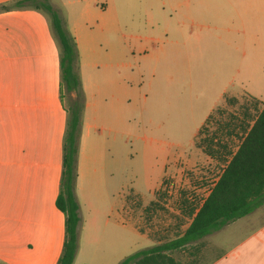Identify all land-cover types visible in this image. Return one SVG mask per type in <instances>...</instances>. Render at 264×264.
<instances>
[{
    "label": "rangeland",
    "instance_id": "obj_1",
    "mask_svg": "<svg viewBox=\"0 0 264 264\" xmlns=\"http://www.w3.org/2000/svg\"><path fill=\"white\" fill-rule=\"evenodd\" d=\"M55 1L58 8H54L68 33L73 36L72 26L81 30L83 58L75 42L85 106L97 100L99 105L116 106L122 115L118 123L116 182L111 190L107 187L104 197L94 200L93 211L86 205L84 235L95 213L101 228L107 230L114 227L117 215L123 216L125 234L128 232L124 237L127 254L150 248L154 239H174L187 227L190 207L198 209L209 195L237 150L243 126L258 111L255 101L248 102V107L239 101L223 104L225 97L232 96L239 79L228 75L226 63L224 70L212 59L211 39L202 44L194 36L205 31L202 25L212 24L213 0ZM186 7L190 15L181 32L179 24L185 20ZM167 32L175 39L185 34L187 40L179 46L166 38ZM206 32L210 38L211 29ZM149 36L156 41L142 40ZM179 47L187 61L181 76L179 69L174 70L169 63ZM90 89L96 92L95 99L88 97ZM63 95L65 106H69L75 96ZM218 106L221 108L213 111ZM108 130L106 126L104 135ZM206 140L217 151L214 156L207 153L210 144ZM106 165L111 167L112 163ZM136 228L154 239L138 238L131 232ZM228 229L222 228L172 254L179 263L190 264L213 240L226 238ZM73 264L110 263L99 252L87 257L82 252Z\"/></svg>",
    "mask_w": 264,
    "mask_h": 264
},
{
    "label": "crops",
    "instance_id": "obj_2",
    "mask_svg": "<svg viewBox=\"0 0 264 264\" xmlns=\"http://www.w3.org/2000/svg\"><path fill=\"white\" fill-rule=\"evenodd\" d=\"M10 1L0 0V4ZM65 1L75 4L83 0ZM50 2L58 8L55 0ZM211 7L212 24L202 25L205 31L194 36L202 44L211 39L212 59L224 70L226 63L228 75L239 79L232 96L225 97L223 104L239 101L246 106L255 101L258 107L257 115L243 126L242 141L264 105V0H213ZM188 11L186 7L185 20L179 24L181 32L187 26ZM209 28L210 38L206 32ZM78 29L70 28L83 58ZM168 32L166 38L174 44L181 46L182 40H187L185 34L175 39ZM142 40L156 41V38L149 36ZM173 54L175 57L169 63L174 70L179 69L181 76L187 62L185 55L180 47ZM60 82L59 43L47 15L32 9L0 12V261L7 264H57L62 254L65 215L57 208L56 199L68 115L61 100ZM87 95L90 99L97 96L93 89ZM121 120V111L116 106L99 105L97 100L86 103L75 189L81 216L76 259L82 252L86 257L99 252L110 264H119L132 253L127 254L124 249L128 232L125 234L122 215H117L114 227L107 230L101 228L94 213L88 234L83 231L86 205L93 211L94 200L104 197L107 187L111 190L115 185ZM106 126L109 130L104 135ZM108 162L111 167L106 165ZM110 211L113 212L112 205ZM109 221L110 218L106 223ZM226 227L229 228L226 238L213 240L190 264H264V204ZM131 232L138 238H151L138 228ZM160 243L154 239L152 246Z\"/></svg>",
    "mask_w": 264,
    "mask_h": 264
},
{
    "label": "trees",
    "instance_id": "obj_3",
    "mask_svg": "<svg viewBox=\"0 0 264 264\" xmlns=\"http://www.w3.org/2000/svg\"><path fill=\"white\" fill-rule=\"evenodd\" d=\"M20 9H32L49 15L53 34L60 47L61 100L65 104L64 93L75 96L70 105L65 106L68 116L63 141L60 191L56 199L57 208L65 215V241L57 264H73L79 246L78 228L81 219L75 189L82 115L85 108V96L77 72L79 54L75 38L64 27L58 11L50 0H12L0 4V12ZM211 117L207 119L205 125ZM205 125L201 127L198 137ZM206 141L210 144L206 149L207 153L214 156L217 151L211 147L212 142ZM184 204H187L186 200ZM263 204L264 105L196 214V208L190 207L188 212L192 220L188 227L174 239L140 250L125 258L120 264H181L174 258L172 254L174 251L221 230L230 222L251 214ZM0 264L7 263L0 261Z\"/></svg>",
    "mask_w": 264,
    "mask_h": 264
}]
</instances>
